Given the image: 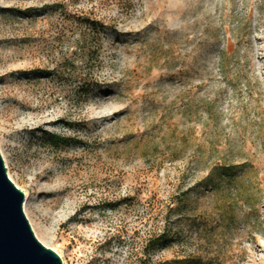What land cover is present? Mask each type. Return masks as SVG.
I'll return each mask as SVG.
<instances>
[{
    "label": "rangeland",
    "instance_id": "rangeland-1",
    "mask_svg": "<svg viewBox=\"0 0 264 264\" xmlns=\"http://www.w3.org/2000/svg\"><path fill=\"white\" fill-rule=\"evenodd\" d=\"M0 152L63 264H264V0H0Z\"/></svg>",
    "mask_w": 264,
    "mask_h": 264
},
{
    "label": "water",
    "instance_id": "water-1",
    "mask_svg": "<svg viewBox=\"0 0 264 264\" xmlns=\"http://www.w3.org/2000/svg\"><path fill=\"white\" fill-rule=\"evenodd\" d=\"M25 194L7 175L0 152V264H63L35 236L24 213Z\"/></svg>",
    "mask_w": 264,
    "mask_h": 264
},
{
    "label": "trees",
    "instance_id": "trees-1",
    "mask_svg": "<svg viewBox=\"0 0 264 264\" xmlns=\"http://www.w3.org/2000/svg\"><path fill=\"white\" fill-rule=\"evenodd\" d=\"M83 23L86 25V31L89 33H93V34H97L99 33V29L96 27V24L94 21H89V20H84ZM66 64V63H65ZM46 141H48L53 147L58 148L60 147V144L62 143V140L60 137L56 136V135H52L49 134L47 135V139ZM164 238L159 236L157 237V241L160 242L161 240H163Z\"/></svg>",
    "mask_w": 264,
    "mask_h": 264
}]
</instances>
